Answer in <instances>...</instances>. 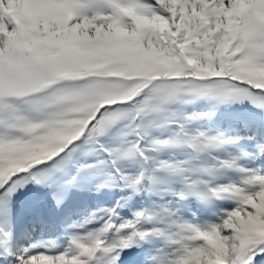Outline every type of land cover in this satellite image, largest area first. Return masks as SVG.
Segmentation results:
<instances>
[{
	"label": "snow or ice",
	"instance_id": "snow-or-ice-1",
	"mask_svg": "<svg viewBox=\"0 0 264 264\" xmlns=\"http://www.w3.org/2000/svg\"><path fill=\"white\" fill-rule=\"evenodd\" d=\"M0 264H264V0H0Z\"/></svg>",
	"mask_w": 264,
	"mask_h": 264
}]
</instances>
